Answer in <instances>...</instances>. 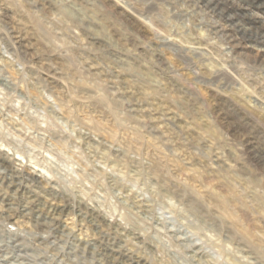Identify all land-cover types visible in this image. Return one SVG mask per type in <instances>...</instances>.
<instances>
[{"label": "clouds", "instance_id": "obj_1", "mask_svg": "<svg viewBox=\"0 0 264 264\" xmlns=\"http://www.w3.org/2000/svg\"><path fill=\"white\" fill-rule=\"evenodd\" d=\"M0 264H264V0H0Z\"/></svg>", "mask_w": 264, "mask_h": 264}]
</instances>
